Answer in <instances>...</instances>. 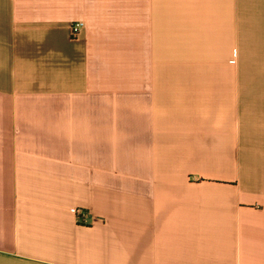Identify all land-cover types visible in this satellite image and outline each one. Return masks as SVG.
<instances>
[{"label":"crops","instance_id":"0c3cea01","mask_svg":"<svg viewBox=\"0 0 264 264\" xmlns=\"http://www.w3.org/2000/svg\"><path fill=\"white\" fill-rule=\"evenodd\" d=\"M0 264H264V0H0Z\"/></svg>","mask_w":264,"mask_h":264},{"label":"built area","instance_id":"2783aa9c","mask_svg":"<svg viewBox=\"0 0 264 264\" xmlns=\"http://www.w3.org/2000/svg\"><path fill=\"white\" fill-rule=\"evenodd\" d=\"M84 27V24L82 22H75L71 26V35L72 37H77L79 33L81 32L82 28ZM88 212L84 209H77L76 215L77 220L80 224H86L87 218H88Z\"/></svg>","mask_w":264,"mask_h":264}]
</instances>
